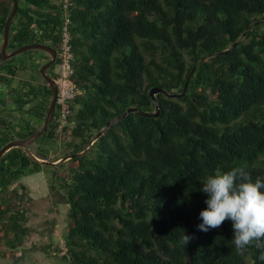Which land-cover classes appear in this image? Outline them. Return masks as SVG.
Here are the masks:
<instances>
[{
  "label": "trees",
  "instance_id": "1",
  "mask_svg": "<svg viewBox=\"0 0 264 264\" xmlns=\"http://www.w3.org/2000/svg\"><path fill=\"white\" fill-rule=\"evenodd\" d=\"M13 2L0 7L2 39ZM62 2L20 0L8 52L44 43L58 49L59 63ZM70 2L73 80L80 93L70 101L63 132L72 138L61 145L65 156L86 149L130 107L156 111L153 87L181 94L192 69L212 55L199 64L184 96L157 94L158 117L132 112L85 155L45 165L56 168L53 178L61 180L69 206L62 257L69 264H258L254 246L235 249L230 221L208 232L197 225L207 176L243 167L253 180L264 178V0ZM18 55L0 61V84H9L21 69L39 72L35 58H51L40 49ZM27 88L29 98L16 94L15 100L20 107L30 104L32 117L24 122L32 134L33 122L47 116L53 92L49 86ZM60 116L57 105L40 136L48 141L37 147L41 158L60 147ZM10 157L14 179L44 167L20 148ZM25 212L14 217L15 231L29 219ZM183 231L192 237L186 246ZM21 236L11 246L22 244Z\"/></svg>",
  "mask_w": 264,
  "mask_h": 264
},
{
  "label": "flooded vegetation",
  "instance_id": "2",
  "mask_svg": "<svg viewBox=\"0 0 264 264\" xmlns=\"http://www.w3.org/2000/svg\"><path fill=\"white\" fill-rule=\"evenodd\" d=\"M0 51H1V46H0ZM56 51H57V58L55 62L47 70V72L53 78H55V75L57 74V70H55V67L58 64L57 59L59 56V52H58V49H56ZM8 59H11V58H7L5 61H7ZM50 59H52V55ZM37 60L38 59L35 58V60L33 61L35 63H38ZM49 60L44 61L43 63L39 65V68H40L39 72L36 70L35 72L28 73L27 76L21 80L19 78V74L21 72L27 73V71L21 69L17 72V74L14 77L12 75L10 76L11 82L9 84L8 83L0 84V100H1L0 102V150L4 146L8 145L14 140H21V139H25L31 136L45 124V120L47 116L44 119H40L39 121L34 120L35 122H33L32 126L34 125L36 129L32 134H27L28 124L25 123L24 121L32 117L30 112H28L31 107H30V104L20 107L16 103L15 97H16V94H21V95H24L25 98H29L28 95L24 94L29 89L27 88V84H30L33 86L37 85L39 87L41 86L50 87V85L48 84L47 80L45 79L42 73V67ZM5 61H1V62H5ZM12 64H14V62ZM23 87L24 88L26 87V89L24 90ZM16 90H18V92L19 90H21V92L17 93ZM41 99H42V96L39 97V102H41ZM9 103L11 107L8 105ZM48 111H49V108H48ZM14 113L21 114L18 120L16 121V123H14V120H13L14 116L13 118H11L12 114ZM38 123H39V126L36 127ZM52 140L56 141L54 138ZM44 142H48V141L46 139L41 140L39 137L29 147L31 148L33 145L38 147L39 145L45 144ZM57 142H58V138H57ZM14 148L15 147H12L6 150L0 158V264H14V262L16 261H18V263H22L23 260L25 261L26 255L30 251V247L27 245L28 237L30 236V232H31L30 226L28 225L29 219L26 222L22 223V226L20 227L19 231H15L13 228L14 217L16 216V214H18V211L23 212L26 210L25 213L29 218V206L31 205L30 204V192H29L28 185H26L23 178L28 176L29 174L42 173L44 175L47 171L45 165L42 164L44 167L40 168V170L34 171L32 173L30 172L28 173V171H26L24 174H19L17 178L14 179L13 175L16 170V167H15L16 165L13 164V162L11 161V157H10V154L12 153ZM34 150L35 149H32V151L35 153ZM22 151L24 150L22 149ZM43 159L47 160V158H43ZM48 173H51L50 174L51 178L54 177L53 172L48 171ZM53 181H54V185H56L58 181L61 184V180L56 177L54 178ZM16 234H20V235L22 234L21 236L22 244L17 243V246L14 247V246H11V241L15 239ZM35 251L38 252L37 250Z\"/></svg>",
  "mask_w": 264,
  "mask_h": 264
},
{
  "label": "clouds",
  "instance_id": "3",
  "mask_svg": "<svg viewBox=\"0 0 264 264\" xmlns=\"http://www.w3.org/2000/svg\"><path fill=\"white\" fill-rule=\"evenodd\" d=\"M199 191L207 198L206 207L199 213L202 222L198 230L208 232L230 221L235 249L254 246L258 264H264V178L253 180L243 167H232L207 176ZM191 238L183 231L180 242L186 246Z\"/></svg>",
  "mask_w": 264,
  "mask_h": 264
},
{
  "label": "rangeland",
  "instance_id": "4",
  "mask_svg": "<svg viewBox=\"0 0 264 264\" xmlns=\"http://www.w3.org/2000/svg\"><path fill=\"white\" fill-rule=\"evenodd\" d=\"M10 0H0V7L3 4H8ZM3 44V39L2 37L0 36V46H2ZM18 57H21V55H18ZM38 59V58H37ZM39 60V59H38ZM37 60V61H38ZM43 63V61L39 60L38 63H36V66L39 67V65ZM52 68V67H51ZM31 69V68H30ZM59 69V65L57 64L56 67H55V70ZM28 73H32L27 71V73H24V72H21L19 74V78L22 80L23 78H25L27 76ZM57 75V74H56ZM10 106V103L8 104ZM79 105H77L78 107ZM11 107V106H10ZM21 114H17V113H14L12 114L11 118H13L14 120V123H16V121L18 120L19 116ZM70 122L67 124V125H63L61 122H60V125H59V129H58V136H59V139L58 141H60V147H51L50 151H46V156L48 157L47 160H50V161H56L55 159L59 157V159H57V161H60L62 160L64 157H65V151L64 149L62 148V143H64L65 140H71L72 136L71 134L68 132V131H64V127L66 126H69ZM39 126V125H36V127ZM68 132V133H67ZM31 149H35L34 151L36 152V155H41V153L38 151L37 149V146H32ZM67 161V160H66ZM65 161V162H66ZM67 164V162H66ZM68 165H66L64 167V171L66 172L68 170ZM47 169V172L48 171H51L53 172L54 169L56 170V168H52V167H48L46 168ZM50 174L48 173V176ZM38 178H41L40 179V182H38L39 180H37ZM52 179L54 180V178L52 177ZM24 182L28 185V188H29V192H30V206H29V222L30 223H33L34 226H30L31 228H35L36 230L33 231V233L31 232V235L28 237V246L30 248H35L34 250H37L39 245H40V242H41V231L43 230L44 233L46 232H49L48 229H50V227H56L57 225H55V223L57 221H59V224L58 225H61V228L58 229L57 232H55L54 234V240H53V243L59 248V252H60V255L58 252H54L52 255H54V257L50 260L48 259H45L44 255L46 254V251H43L41 253V255H38L37 253L34 252L33 253H28L26 255V258H25V261L23 260L22 261V264H26V263H32V264H40V261L42 264H69L68 261H66L65 258L62 257V254H61V247H60V240L63 238L66 239V236L68 234V229H67V225H68V218H67V211H68V208L69 206H64V205H61V207L59 208L60 209V212H56V221L54 220V216L52 213H54L57 208L55 207V202H53V200H51V198L49 197L48 194V189H46V187L43 186V181H42V177H41V174L40 175H29L28 177L24 178L23 179ZM33 182L36 184V185H33ZM53 182V181H52ZM45 184V183H44ZM58 186H59V181H58ZM33 185V186H32ZM40 188H39V187ZM52 210V211H51ZM46 218L47 219V222L45 220H43L41 223H43V228L45 229H41L38 221L41 219H44ZM35 221V222H34ZM40 228H39V227ZM59 236H61L59 238ZM68 247V245H67Z\"/></svg>",
  "mask_w": 264,
  "mask_h": 264
},
{
  "label": "water",
  "instance_id": "5",
  "mask_svg": "<svg viewBox=\"0 0 264 264\" xmlns=\"http://www.w3.org/2000/svg\"><path fill=\"white\" fill-rule=\"evenodd\" d=\"M19 5H20V0H14L13 2V8L7 18L6 24H5V29H4V38H3V44L1 46V51H0V60L1 61H5L7 58H11L14 57L20 53H23L25 51L31 50V49H40L43 51H46L48 53H50L52 55V59H50L43 67H42V73L45 77V79L47 80L48 84L50 85L53 95H52V100L50 103V107H49V111L47 114V118L45 120V124L38 129L34 134H32L31 136L25 138V139H21V140H14L11 143H9L8 145L4 146L1 150H0V158L2 156V154L8 150L9 148L15 147V148H21L23 149L33 160L44 164V165H57L59 163L65 162L66 160L72 159L74 157L77 156H82L85 155L89 148L94 144V142L107 130L109 129L111 126H113L115 123H117L119 120L125 118L128 114L135 112V113H139L143 116H147V117H158L161 113V107L159 104V100L157 98V94L160 92H163L165 94H168L171 97H177V96H184L185 93L188 90L189 87V83L191 80V77L193 75V73L196 71V69L198 68L199 64L206 58L209 57L210 55H207L205 57H203V59L192 69V71L190 72V74L187 77V81L184 87V91L179 94V93H169L167 90L161 88V87H153L150 90V94L152 96V98L155 101L156 104V111L154 112H147V111H141L138 107H130L129 109H127L123 114L119 115L118 117L112 119L110 122H108L91 140L89 143V146L84 149L83 151L80 152H72L70 153L68 156H65L62 160L60 161H50V160H46V159H42L40 157H38L33 151L32 149L29 147L36 139H38L46 130H48V128L51 125L53 116L55 114L56 111V106H57V96H58V86L57 83L55 81V78H53L48 72V68L55 62L56 58H57V51L56 49L48 44H44V43H34V44H27L24 45L18 49H15L11 52H8V44H9V39H10V29H11V25L12 22L14 20V17L16 16L18 9H19ZM254 24H252L249 29H251L253 27Z\"/></svg>",
  "mask_w": 264,
  "mask_h": 264
},
{
  "label": "built area",
  "instance_id": "6",
  "mask_svg": "<svg viewBox=\"0 0 264 264\" xmlns=\"http://www.w3.org/2000/svg\"><path fill=\"white\" fill-rule=\"evenodd\" d=\"M71 2L70 0H63L62 10L64 12L63 22L61 24V44H60V61L59 69H57L56 83L58 86L57 105L61 107L60 122L63 125L69 123L68 117L72 113L70 108V101L80 93L73 80L75 73L74 63L76 56L72 43L71 33ZM61 254L67 253V239L60 240Z\"/></svg>",
  "mask_w": 264,
  "mask_h": 264
},
{
  "label": "crops",
  "instance_id": "7",
  "mask_svg": "<svg viewBox=\"0 0 264 264\" xmlns=\"http://www.w3.org/2000/svg\"><path fill=\"white\" fill-rule=\"evenodd\" d=\"M38 175H40L41 174V177H42V181L45 183H43V186L44 187H46V189H48V194L47 195H49V197L51 198V200H53V202H55V207L57 208V210L54 212V213H52L53 214V218H54V220L56 221L57 219H56V212H60V207H61V205H64V206H68V203H67V200H66V195L64 194V191L61 189V187H60V185L58 186V184H56V185H54V181H53V179L50 177V175L48 176V172L46 171V173L43 175L42 173H37ZM37 174H29V175H37ZM49 174H51V173H49ZM28 175V176H29ZM28 176H26V177H28ZM26 177H24V178H26ZM23 178V179H24ZM40 179L41 178H38L37 180H39L38 182H40ZM52 181H53V183H52ZM27 185V184H26ZM33 185H36L34 182H33ZM32 185V186H33ZM53 185H54V187H53ZM39 187V186H38ZM40 188V187H39ZM52 211V210H51ZM43 220H45L46 222H47V219L46 218H44V219H40L39 221H38V223H39V225H40V227H41V229H44L43 228V223H41ZM35 222V221H34ZM59 224V221H57L56 223H55V225H57L56 227H50V229H48L49 230V232H46V233H44L43 232V230L41 231V242H40V245H39V247H38V249H37V251L38 252H36L34 249L35 248H30V251H29V253L31 252V253H33L34 254V252L35 253H37L38 255H41V253L43 252V251H46V254L44 255V257H45V259H48V260H50V259H52L53 257H54V255H52L54 252H58L57 251V246L53 243V240H54V234H55V232H57L58 231V229H60L61 228V225H58ZM28 225L29 226H34V224L33 223H30L29 221H28ZM39 227V226H38ZM39 227V228H40ZM30 229H31V232L33 233V231L34 230H36L34 227L33 228H31L30 227ZM45 230V229H44ZM31 232H30V235H31ZM61 236H59V238H60ZM43 250V251H42ZM59 253V255H60V252H58ZM42 256V255H41ZM61 256V255H60ZM21 261V260H20ZM14 264H22V263H18V261H16V262H14ZM26 264H30L29 262L28 263H26ZM32 264V263H31ZM40 264H42L41 263V261H40Z\"/></svg>",
  "mask_w": 264,
  "mask_h": 264
}]
</instances>
